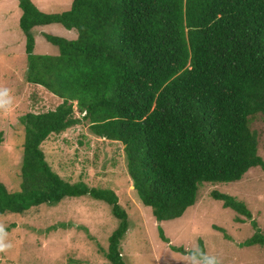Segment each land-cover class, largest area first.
Returning a JSON list of instances; mask_svg holds the SVG:
<instances>
[{
  "label": "trees",
  "instance_id": "16d2710c",
  "mask_svg": "<svg viewBox=\"0 0 264 264\" xmlns=\"http://www.w3.org/2000/svg\"><path fill=\"white\" fill-rule=\"evenodd\" d=\"M17 6L24 80L60 101L18 116L19 188L8 191L0 182V214L63 197L101 200L117 219L101 252L109 264H123L127 217L115 193L63 180L40 147L80 122L95 137L122 145L132 189L158 222L192 205L201 182L236 181L254 166L264 171L251 127L264 119V0H71L60 12L40 11L31 0ZM51 23L75 37L43 33L57 54H33L30 30ZM209 194L250 218L241 201ZM244 243L264 244V235L256 230ZM198 249L204 253L200 243Z\"/></svg>",
  "mask_w": 264,
  "mask_h": 264
},
{
  "label": "rangeland",
  "instance_id": "374dc122",
  "mask_svg": "<svg viewBox=\"0 0 264 264\" xmlns=\"http://www.w3.org/2000/svg\"><path fill=\"white\" fill-rule=\"evenodd\" d=\"M43 12L66 10L71 0H31ZM17 0H0V88L10 90L11 106L0 111V182L8 191L19 188L24 112L53 109L60 99L39 85L24 80V36L18 27ZM33 54L55 55L56 46L43 33L66 39L75 37L58 23L30 30ZM73 110L75 105L73 102ZM78 115V114H76ZM251 127L257 136V154L264 161V119ZM45 161L63 180L111 189L127 217V229L119 242L123 264H191L188 251L198 248L217 257L220 264H264V244L246 245L257 233L264 235V171L249 168L236 181L201 182L195 202L174 219L156 221L149 207L139 201L125 171L122 145L95 137L85 122L49 135L40 144ZM241 201L250 218L237 214L210 191ZM240 217L241 221L235 220ZM252 221L256 223L252 226ZM117 219L109 206L87 195L63 197L56 203L31 206L21 213L0 214L10 247L0 252V264H109L101 250ZM159 231L168 240L163 242ZM181 247L187 253L172 249Z\"/></svg>",
  "mask_w": 264,
  "mask_h": 264
},
{
  "label": "clouds",
  "instance_id": "9594fccd",
  "mask_svg": "<svg viewBox=\"0 0 264 264\" xmlns=\"http://www.w3.org/2000/svg\"><path fill=\"white\" fill-rule=\"evenodd\" d=\"M11 102L10 90L7 88H0V111H7L11 106ZM6 236L7 232L4 226L0 225V252H5L10 247L9 244L5 243ZM189 258L191 264H220L217 257L203 253L198 248L190 253Z\"/></svg>",
  "mask_w": 264,
  "mask_h": 264
}]
</instances>
